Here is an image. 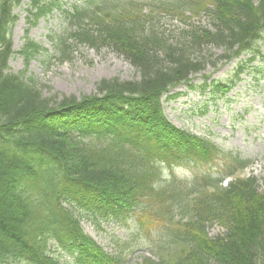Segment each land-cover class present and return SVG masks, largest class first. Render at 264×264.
<instances>
[{"label": "trees", "instance_id": "trees-1", "mask_svg": "<svg viewBox=\"0 0 264 264\" xmlns=\"http://www.w3.org/2000/svg\"><path fill=\"white\" fill-rule=\"evenodd\" d=\"M22 1L0 0V264H61L50 250L74 264H128L121 252L104 251L83 232L78 212L133 217L156 255L140 264H264V188L253 176L236 175L222 185L247 162L176 129L161 107L172 88L204 71L207 61L192 58L193 49L220 48L222 55L209 63L213 69L259 54L264 0H86L64 10L69 32L53 38L59 63L70 60V42L107 47L140 78L103 80L95 95L59 100L43 97L24 71L8 68L13 10ZM29 1L34 22L60 8L52 0ZM153 13L184 22L206 13L211 29L191 26L171 44L150 25ZM40 52L46 50L28 41L19 54L27 63ZM231 85L210 88L226 92ZM206 86L190 88L202 93ZM218 159L224 165L214 176L208 170L191 181L174 175L176 167L203 168ZM214 225L222 234L210 237Z\"/></svg>", "mask_w": 264, "mask_h": 264}, {"label": "rangeland", "instance_id": "rangeland-1", "mask_svg": "<svg viewBox=\"0 0 264 264\" xmlns=\"http://www.w3.org/2000/svg\"><path fill=\"white\" fill-rule=\"evenodd\" d=\"M52 1L60 8L52 9L48 15L36 22L31 18L29 0L22 1L14 8L16 20L9 34L13 50L8 61L10 72L16 74L24 71L26 77L37 82L43 97H56L58 100L63 96L79 99L81 96L95 95L97 85L103 80L139 79V73L125 58L107 47L95 51L73 45L68 62L59 63L54 60L53 40L69 32L62 12L73 6L82 7L86 0ZM186 15L189 16V12ZM152 18L150 25L171 44L179 41L182 32L188 31L191 26L211 29L206 13L192 16L185 22L168 14L158 16L153 13ZM28 41L37 44L46 52L35 54L25 63L19 52ZM257 46L260 47L259 43ZM193 50L191 57L196 60L206 59L207 64L204 71L190 76L191 84L201 85L207 76L210 78L208 83L216 81L227 85L232 82L233 87L224 96L217 92L214 97L209 90L200 94L199 89H190L187 84L170 90L161 99L166 121L178 129L207 138L225 152H230L233 157L237 156V159L249 162L244 174L254 175L264 188V48L261 56L251 63H243L237 78V65L240 60L248 59L249 54L236 61L221 65L217 63V69L213 70L209 63L218 59L222 50L212 44ZM223 165V161L218 159L214 166L201 168L192 165L189 168H176L174 174L179 179L191 180L195 173L201 174L202 170L209 167H212L208 170L212 171L211 175H216L217 168ZM164 174L167 175L166 170ZM76 215L86 235L112 255L121 252L128 264H139L142 257H156L151 248L150 237L138 229L133 217L117 220L109 216L93 218L87 212H78ZM208 234L216 237L222 234V230L216 225L209 226ZM49 253L53 258H58L61 264H74L72 257L62 251L50 250Z\"/></svg>", "mask_w": 264, "mask_h": 264}]
</instances>
